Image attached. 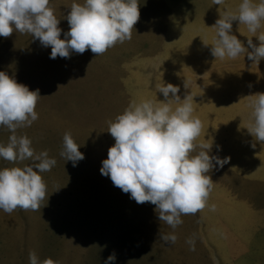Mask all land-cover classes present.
<instances>
[{
    "label": "rangeland",
    "instance_id": "obj_1",
    "mask_svg": "<svg viewBox=\"0 0 264 264\" xmlns=\"http://www.w3.org/2000/svg\"><path fill=\"white\" fill-rule=\"evenodd\" d=\"M83 2L50 0L61 39L69 31L71 5ZM138 2L140 18L132 38L97 57L89 49L50 59L51 48L30 34L0 37V71L41 96L38 120L16 134L30 138L37 154L47 151L57 161L51 171L40 173L47 194L39 211L0 210V264H29L31 251L55 264H104L113 253L114 264H133L131 254L140 259L143 252L148 256L134 264H170L173 257H183L177 264H264V143L246 129L251 123L248 96L264 93V59L221 60L211 54L215 22L225 10L236 12L241 0H225L221 6L213 0ZM261 32L264 26L255 36ZM232 34L245 46L249 39L260 44L238 21ZM223 73L227 79L221 87ZM164 83L178 86L181 99L193 97V115L203 126L195 143L213 142L210 154L226 160L208 173L213 181L208 204L216 210L183 215L175 230L160 222L155 205L136 203L100 173L115 143L109 123L133 100H165L157 91ZM66 132L84 154L75 167L60 155ZM11 134L0 127V144L7 145ZM33 163L0 159V169ZM148 207L155 213L147 214L150 220L142 210ZM173 232L174 244L159 239L160 233ZM190 237L194 251L186 243ZM128 246L134 249L126 251Z\"/></svg>",
    "mask_w": 264,
    "mask_h": 264
},
{
    "label": "clouds",
    "instance_id": "obj_2",
    "mask_svg": "<svg viewBox=\"0 0 264 264\" xmlns=\"http://www.w3.org/2000/svg\"><path fill=\"white\" fill-rule=\"evenodd\" d=\"M213 4L221 6L225 0H213ZM49 5L50 0H0V37L8 38L14 32L30 34L43 47L51 48L50 59L70 58L73 52L83 54L89 49L97 57L117 43L130 40L140 18L138 0H84L83 4L71 5L67 16L69 31L64 32L61 39L60 20ZM234 21L246 25L255 36L264 26V0H241L236 12L224 11L213 26L216 38L211 54L221 60L244 55L249 61L259 63L264 59V32L255 36L260 41L259 46L252 39L247 40L245 46L232 34ZM157 91L165 100H133L109 123L108 132L115 143L102 161L100 173L124 193H130L136 203L155 205L160 222L175 230L183 223V215H194L206 207L216 210L214 204H208L213 189L208 173L217 165L223 166L226 160L210 154L213 142L195 143L203 126L193 115V97L186 95L181 99L180 88L171 83H164ZM40 97L39 90L30 91L0 71V127L12 133L7 145L0 144V159L12 163L34 162L0 169V210L8 214L16 209H41L47 186L40 173L51 171L57 163L47 151L37 154L26 135L16 134L18 128L30 127L38 120L35 109ZM248 97L251 123L247 132L264 143V93ZM79 148L66 132L60 155L74 167L84 159ZM197 148L200 150L193 155ZM159 239L174 244L177 236L174 232L160 233ZM186 243L190 250H195L194 237ZM115 260L113 253L104 264H114ZM29 264L55 262L51 258L41 261L36 252L31 251Z\"/></svg>",
    "mask_w": 264,
    "mask_h": 264
},
{
    "label": "crops",
    "instance_id": "obj_3",
    "mask_svg": "<svg viewBox=\"0 0 264 264\" xmlns=\"http://www.w3.org/2000/svg\"><path fill=\"white\" fill-rule=\"evenodd\" d=\"M224 75V73L222 74V76L220 77V79H219V82L221 83V87L223 86L222 84L226 81V79H227V76H223ZM143 211H147V213H146V215H145V217H147L148 218V215H150V214H153L152 213V210H153V208H150V207H148V208H145V209H142ZM142 211V213H144ZM198 212H202L203 213V211L201 210V211H198ZM148 214V215H147ZM155 214V213H154ZM154 214L153 215H151V216H153L154 217ZM142 215V214H141ZM141 217H143V216H140L139 218H136V220H140L141 219ZM148 220H150L149 218H148ZM205 227H207V224L205 225ZM204 229H209V228H204ZM134 249V247H130V246H128V247H126V251H132ZM143 255L142 256H140V259L143 257H147L148 255H147V252H143L142 253ZM130 260V262H132L133 264L134 263H136L138 260H140L138 257H135L133 254H131V256H130V258H129ZM183 259V257H173L172 258V263H170V264H177V262L178 261H180V260H182ZM57 262V261H56ZM55 262V263H56ZM175 262V263H174ZM197 262H198V260H197ZM194 263L195 264H198V263H196V261H194ZM224 262H222V264H223ZM215 264H220V262L218 261V260H215ZM225 264H227V263H225ZM233 264H234V262H233ZM244 264H246V263H244Z\"/></svg>",
    "mask_w": 264,
    "mask_h": 264
}]
</instances>
